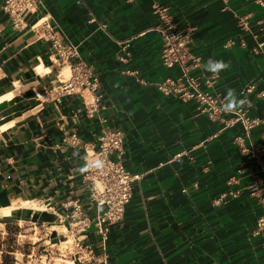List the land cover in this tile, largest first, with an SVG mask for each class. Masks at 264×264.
I'll list each match as a JSON object with an SVG mask.
<instances>
[{"label":"crops","instance_id":"crops-1","mask_svg":"<svg viewBox=\"0 0 264 264\" xmlns=\"http://www.w3.org/2000/svg\"><path fill=\"white\" fill-rule=\"evenodd\" d=\"M0 0V264H68L55 251L70 228L64 216L80 205L91 219L83 177L102 131L123 135L119 162L131 175L122 221L109 228L103 249L91 231L76 230L92 257L105 264H264L262 239L252 235L262 209L246 188L250 165L234 144L239 124L211 119L193 102L162 95L155 85L178 74L160 64L154 3L178 27L192 29L189 52L231 63L205 92L225 98L235 89L250 117L264 114V5L254 0H39L15 30ZM35 23L51 25L74 55L58 58ZM128 41L129 57L119 60ZM69 50H67L68 52ZM66 52V54H68ZM83 63L98 83L82 95L47 99L43 91ZM126 71L130 72L125 73ZM252 85V93L242 90ZM98 98L89 116L85 103ZM84 100V101H83ZM85 104V105H84ZM261 127L246 144L261 145ZM77 140L71 144L70 136ZM264 153V150H263ZM235 184H227L230 177ZM260 195L264 198V177ZM228 190L235 198L215 205ZM101 264V263H99Z\"/></svg>","mask_w":264,"mask_h":264},{"label":"built area","instance_id":"built-area-1","mask_svg":"<svg viewBox=\"0 0 264 264\" xmlns=\"http://www.w3.org/2000/svg\"><path fill=\"white\" fill-rule=\"evenodd\" d=\"M254 1L259 5H264V0ZM38 4L39 0H3L1 10L9 19L11 27L20 30L24 27V17L33 14ZM151 13L156 17L157 23L154 30L161 41L160 64L166 69H178L176 76L166 77L155 85L157 91L182 103L193 102L199 113L206 114L211 119H219L222 114L230 115V118L224 121L225 126L240 125L241 134L234 137L237 152L242 157L236 173H240L245 164L250 165L251 181L246 188L250 195L257 197L262 209L261 214L255 220L252 235L261 238L264 244V198L260 195L261 188L259 187L261 177H264V114L261 117H250L245 106L233 113L225 112L221 107L224 98L202 89V86L212 87L216 75L197 77L188 73L191 68L198 67L200 63L199 58L192 56L189 52L192 29L189 26L178 27L172 21L167 7L163 5L152 4ZM30 28L34 30L40 28L47 33L45 40L58 58H66L68 55L75 54L72 49L63 46L64 40L55 35L51 25L35 23ZM127 47L128 41L123 44L122 54L119 56L121 62H125L129 57ZM125 73L130 74L128 71ZM97 83V77L83 63L75 62L69 66L68 76L44 90L43 95L53 101H58L65 95L78 94L81 96L85 91H94ZM253 90L254 87L248 85L241 93L245 95L252 93ZM256 96L264 99V91H258ZM97 102L98 98H93L90 103H85L86 114L90 116L95 111ZM256 127L262 128L259 147L246 144L250 132ZM122 139L123 135L120 131H102L97 137L95 149L89 155L90 161L99 159L103 162L101 169H87L88 162L85 168L87 170L83 174L88 186V201L95 207L96 215L91 219L85 215L80 205L76 204L64 216L69 220L70 228L55 251L59 258L67 259L68 264H105V256L101 255L99 259L93 258L91 247L83 245L79 235L75 232L76 230L91 231L98 236V247L101 250L107 240L109 228L122 221L125 206L131 198V184L139 178L131 176L119 162L122 154ZM70 140L71 144H74L77 138L71 135ZM236 182L237 179L232 176L227 184L231 185ZM238 194L237 190H228L213 199V204H221L227 198H235Z\"/></svg>","mask_w":264,"mask_h":264},{"label":"clouds","instance_id":"clouds-1","mask_svg":"<svg viewBox=\"0 0 264 264\" xmlns=\"http://www.w3.org/2000/svg\"><path fill=\"white\" fill-rule=\"evenodd\" d=\"M204 69L211 72L214 75H219L221 72L228 70L231 67L230 62H226L222 59L209 58L203 65ZM247 103L246 99L239 98L236 94L235 89H227L224 102L221 107L225 112L233 113L243 108ZM103 167V162L99 159L89 161L87 169H101ZM85 169V170H87Z\"/></svg>","mask_w":264,"mask_h":264},{"label":"trees","instance_id":"trees-1","mask_svg":"<svg viewBox=\"0 0 264 264\" xmlns=\"http://www.w3.org/2000/svg\"><path fill=\"white\" fill-rule=\"evenodd\" d=\"M10 261L8 255L3 256V264L4 262Z\"/></svg>","mask_w":264,"mask_h":264}]
</instances>
